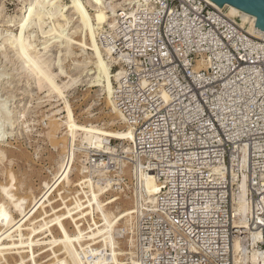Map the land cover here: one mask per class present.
Instances as JSON below:
<instances>
[{"label":"built area","instance_id":"obj_1","mask_svg":"<svg viewBox=\"0 0 264 264\" xmlns=\"http://www.w3.org/2000/svg\"><path fill=\"white\" fill-rule=\"evenodd\" d=\"M109 14L99 40L111 50L113 100L134 136L126 155L142 190L141 170L160 184L135 254L117 253L119 262L264 264V37L210 0H119Z\"/></svg>","mask_w":264,"mask_h":264},{"label":"bare ground","instance_id":"obj_2","mask_svg":"<svg viewBox=\"0 0 264 264\" xmlns=\"http://www.w3.org/2000/svg\"><path fill=\"white\" fill-rule=\"evenodd\" d=\"M118 1L26 0V4L23 3V7L18 9L17 14L5 17L6 20L4 19V25H9V27L2 32L0 31V54L8 56V48L13 49L17 57L16 61H21L22 72H20L26 77L31 78V80L33 79L36 84L35 86L39 89L38 91L45 93L46 98H51L52 100L56 98L63 103V109L66 112L65 122L69 134L67 142L69 143L67 153L64 156L65 158L62 160L53 182L44 184V190L40 196H19L18 184L15 181L16 176L13 173L7 174L9 177L8 182L0 185V196L4 201H0V264H10L7 257L13 255L19 256V260L14 264H92L87 260L88 253L91 252L93 255H100V257L103 255L101 254L102 250L99 248H92L93 244L98 243L102 244V248H110L113 258L111 260L106 257H101L98 258L96 263V260H94L93 264H121L117 258L116 236L121 235L119 231L120 223H124L125 227H129L128 230L133 232V214L141 213L142 210V206L140 208V197L137 192H135V210L125 209L120 211L117 208L116 211H112L110 206L115 204L119 199L113 198L108 199L109 201L107 202L104 201L103 197L110 191L107 187L106 189L104 188L106 185L103 188H100V186L99 188L97 186L94 187L90 179L88 180V178L84 177L79 184L86 185L90 189L86 192L84 191L85 188H83V192H81L85 201H83L84 199H79V195L75 198L76 201L73 205L67 206L64 203V211L60 208H54L53 204L55 203L52 202V196L58 191L61 184H71L70 174L72 172V165L76 159V151L78 149L76 142H78V139L82 145L94 146L95 149L103 151L106 154L113 152V148L108 146L104 147V142L109 139L122 141L123 144L133 142V132L129 127L114 131H104L92 124H79L76 121L74 111L66 95L75 85L77 86L80 77L91 76V79L88 80L90 88H99V92L104 96L107 107L125 124L113 100L114 73L111 69L114 61L111 58V50L99 41V35L104 26L112 24L109 13L115 12L118 7ZM213 5L216 6L215 4ZM220 9L227 11L228 17L235 22L241 18L242 26L250 24L248 28L249 34L264 37V33L256 28L255 17L245 14L232 6H225ZM4 10L5 6H2L0 16L4 14ZM15 27L17 28L15 29ZM33 30H36L35 33L37 35H33ZM39 35L44 39L43 43L41 42L43 46L41 50H38V45H36L37 43L35 41V38ZM49 36L53 37L50 38ZM54 44L56 46H53ZM52 46L58 48L59 59L57 61L53 59L54 55L51 54L50 49ZM75 47L81 51L80 55L83 59L80 63L75 60L82 67V69L80 68L82 71L79 70L80 72L76 69L79 73L77 78H73V75H67V72L64 70L65 67L63 66V61L67 59L62 61L60 58L63 51L66 52L67 56L71 57L75 54ZM42 50L43 52H41ZM63 55L65 56L64 53ZM6 56L4 57L6 58ZM78 64L75 63L74 67H76L75 65L78 66ZM89 68L90 70H87ZM63 78L69 81L65 82ZM4 105L0 103V119H4L10 123L14 127L13 129L16 130L17 126L21 125L20 113H10L12 110L6 108V105ZM4 135L2 139L5 137ZM9 135L13 136L14 134L11 133ZM89 149L91 148L89 147ZM122 149L126 154H130L133 150L131 144L125 145ZM2 154L0 150V159L6 157L5 154ZM81 173H86L84 166L81 169ZM102 174L104 175V173ZM139 177L145 194L144 202L152 205L149 207L154 210L156 195L160 190V184L152 174L146 173L145 170L140 171ZM243 194L245 196V193ZM47 208H51V215H49L50 213H48ZM235 208L236 213L241 218L240 221L244 222L249 208L243 198L238 200ZM61 211L62 213L60 214ZM15 213L19 215V218L15 217ZM96 215H99L100 222H97ZM88 216H91L92 222L91 225L89 224V230L86 229L88 230L86 231L82 227L83 222H87L86 218ZM51 217L54 218L46 221ZM67 220H70L74 226L73 233L65 225V221ZM28 223L31 225H27ZM37 224L39 225L36 226ZM53 227L58 228L59 237L53 235ZM47 234L51 236V239L48 242L42 241L41 237L43 235L47 236ZM253 238L259 239L260 237L258 234H253ZM87 242H93V244L88 245ZM42 246H49V249L45 247L39 252L36 251V249ZM241 248V243L236 242L235 253L237 254ZM48 252H51V254L47 255L43 259L44 261H38L41 256ZM103 253L105 254V252ZM256 255V250H254L251 258L253 263L257 262Z\"/></svg>","mask_w":264,"mask_h":264},{"label":"rangeland","instance_id":"obj_3","mask_svg":"<svg viewBox=\"0 0 264 264\" xmlns=\"http://www.w3.org/2000/svg\"><path fill=\"white\" fill-rule=\"evenodd\" d=\"M25 1L26 0H0V9L2 6H5L4 14L1 15L2 18L0 16L1 32L9 27V25H4V22L6 20L5 17L17 14L18 9L23 7V3L26 4ZM225 12L227 13V11ZM236 21L240 25L242 24L241 18L237 19ZM242 27L245 28V30L249 31L248 28L250 27V24L244 25ZM16 28L17 27H15V29ZM33 31V35H37V33H35L36 30ZM31 33L33 32L31 31ZM39 36L36 37L37 39L35 38V41L37 43L36 45H38V50H41L43 48L41 44L43 43L44 39ZM52 37L53 36H51L50 38ZM53 46L56 45L54 44ZM53 46L51 47L50 51L51 54L54 55L53 59H56L55 61H57L59 59L58 48H55ZM9 48L7 50L8 56L0 54V103L5 104L6 108L12 110H8L10 111V113H20L21 125L17 126L16 130H14V127L11 126L10 123L5 121L4 119H0V141H4L0 143V150L3 153L2 155L5 154L6 156L5 158L0 159V185L7 183L9 173H13L16 176L15 181L18 184L17 188L19 196L31 197L34 195L38 197L44 190V184L53 182V179L59 170L60 164L65 158L64 156L66 155L68 150L69 142L67 141L69 138V134L65 122L66 112L63 109L64 105L61 101H58L56 98H53V100L51 98V100L49 98H46L45 93L41 92V94L40 91H38L39 89H37V87L35 86V81H33V79L31 80V78L26 77L21 73V61H16L17 57L15 56V52L13 51V49L11 50ZM41 52H43V50ZM63 53L65 54V56L63 55ZM74 53L75 54L70 57L66 55L65 51H63V56L61 55L60 58L62 59V61L67 59L66 61H63V66L65 67L64 70L67 72V75H73V78H77L79 75L78 72H80L79 70L82 69V67L79 66L78 62L80 63V61H82L83 59L80 55L81 51L77 47L74 48ZM4 56H6L7 59ZM75 60L78 62H75ZM75 63L78 64L79 68L77 65H75L76 67H74ZM81 65L83 64L81 63ZM76 69L78 70V72ZM87 70H90V68ZM56 72L58 71L56 70ZM90 77L91 76L80 77L78 81L79 83H81H77V86L75 85L76 87H73L75 90L72 88V90H70L69 93L66 94L68 101L74 111L76 121L81 125L92 124L94 126H98L99 129H103L104 131L126 129L127 126L123 124L119 120V118H117V116L111 112V109H109V107H107L104 96L101 94V92H99V88H90V85H88L90 84L88 81L91 79ZM82 78L84 82L82 81ZM63 81L67 82L69 80L63 78ZM59 109L61 112L58 111ZM11 117H13V115H11ZM11 133H13L14 135H9ZM3 135L5 137L2 139ZM77 141L78 142H76V144L78 149L76 151V159L74 164L72 165V172L70 174L71 184H61L58 191L52 196V202L55 203L53 204V207L57 209L60 208L62 209V211H64V206L73 205L76 201L75 198L77 196L80 195L78 198L83 200L84 196L81 193L83 192V188H85L84 191L86 192L90 190L86 185L83 186L79 184L82 182L84 177L88 178V180L90 179V182L94 187L97 186V188H99L100 186V188H103V186L106 185L104 188L106 189L107 187V189H109L110 191L105 195V197H103L104 201L107 202L109 201L108 199L113 198L119 199L115 204L110 206L112 211H116L117 208H119L120 211H123L125 209L135 210V192H137L140 197V208L142 206V210L141 213L139 212L133 214V232L129 231V227L126 228L124 223H120L119 231L121 232V235L116 236V248L119 249H116L117 253L121 255V257H128L129 259L136 252V243L137 240H139V236L141 235L142 230L141 222L142 219L146 216L147 211H149L150 209L148 207L149 203L144 202L145 194H143V190L139 188L140 183L138 180L139 178L135 173V171L137 172L135 164L131 162L130 157H127V155L129 156L133 152V150L130 154L126 155V153H124L122 149L127 144H131L133 148V143L130 142L123 144L122 141L109 139L108 141H106V144L108 145L109 143H111V147L115 149L114 153H112V155H107L103 154V152H100L97 154V156H94L97 153L94 151V146L82 145L79 139ZM88 146L91 149H89ZM100 159H104L107 165L99 167L100 169L97 167L99 169L98 170L97 168H95V165L99 163ZM94 160L96 161L94 162ZM117 164L124 166L123 173L118 170V167H116ZM83 166L86 168L85 174L81 173V169ZM93 169L97 170L94 171ZM102 173H104V175ZM0 201L4 202L1 196ZM83 201H85V199ZM47 211L48 213H50L49 215H51V208H47ZM62 211L60 212V214L62 213ZM14 215L16 218H19L18 214L15 213ZM95 217L97 222H100L98 218L99 215H96ZM52 218L54 217H51L50 219L48 218L46 221L51 220ZM86 219L88 223L83 222V230H89V224L91 225L92 222L91 216H88ZM29 224L30 223H28L27 225ZM38 225L39 224H37L36 226ZM65 225L67 226L68 230L73 233L74 226L71 221H65ZM52 230L53 235L55 237H59L60 234L58 228L53 227ZM41 238L42 241L48 242L51 239V236L47 234V236L43 235ZM89 244H93V242H89L88 245ZM45 247L49 249V246H42L36 249V251L39 252ZM92 248H99L100 250H102L101 254L103 255H105L103 252L111 253V249L102 248L101 243L93 244ZM49 254H51V252H48L47 254L41 256L38 261H44L43 259ZM90 254L92 253L90 252ZM7 260L10 264H14L19 260V256H9L7 257Z\"/></svg>","mask_w":264,"mask_h":264},{"label":"water","instance_id":"obj_4","mask_svg":"<svg viewBox=\"0 0 264 264\" xmlns=\"http://www.w3.org/2000/svg\"><path fill=\"white\" fill-rule=\"evenodd\" d=\"M219 8L232 6L256 18V28L264 33V0H210Z\"/></svg>","mask_w":264,"mask_h":264}]
</instances>
